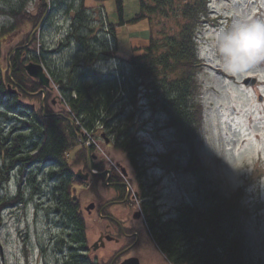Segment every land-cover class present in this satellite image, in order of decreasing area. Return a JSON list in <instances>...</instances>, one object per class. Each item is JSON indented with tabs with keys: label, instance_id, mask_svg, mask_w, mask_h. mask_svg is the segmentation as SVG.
<instances>
[{
	"label": "trees",
	"instance_id": "16d2710c",
	"mask_svg": "<svg viewBox=\"0 0 264 264\" xmlns=\"http://www.w3.org/2000/svg\"><path fill=\"white\" fill-rule=\"evenodd\" d=\"M114 1L121 18L122 1ZM138 2L139 13L133 21L146 20L150 33L139 55L119 58L114 26L105 17L108 27L98 30L93 25L98 19L87 12L81 0L79 9L72 13L65 35L67 43L61 42V47L71 46L72 42L77 47L66 63L53 70L43 53L24 61L22 56L36 42L34 35L28 48L11 57V78L7 58L13 49L3 57L7 41L27 23L32 25V30L36 28L49 6L41 3L36 14L25 12L23 6H10L2 12L12 24L9 27L0 25V224L6 209L23 203L20 180L13 196H1L11 172L18 170L22 177L33 166L48 167L47 172H42L45 173V176L42 174L43 182L53 185L54 216L60 219L63 231L67 232V240L62 238L56 244L58 252L68 251L61 264H96L85 257L87 226L72 190V183H82L76 180L72 167L87 168V152L72 132L66 120L69 118L78 123L79 126L75 125L77 133L82 130L86 134L104 133L113 149L125 155L142 193L144 226L170 264H253L240 222L242 189L238 190L239 195L221 196L205 181V171L195 149L203 120L199 100L201 85L197 76L205 66L197 52V32L200 27L214 22L210 0ZM101 32L102 37H99ZM108 36L114 38V50L109 47ZM26 42L27 38L15 48ZM112 59H117L118 66L108 73L92 68L100 61ZM30 62L42 65L49 74L60 96V114L54 116L55 113L45 107L44 116L39 105L36 109L29 106L24 111V105L17 99L19 96L7 95L6 85L10 79L27 93L41 90L38 81L25 73V65ZM45 92L49 99L52 92ZM22 96L42 98L41 93L35 96L23 93ZM141 108L165 116L178 145L185 151V170L198 176L196 199L181 207L175 217L164 216L154 203L147 201L148 194L142 182L146 171L144 149L136 136L140 128L135 122ZM6 124H10L7 131ZM71 152L74 153L69 163L66 156ZM105 167L92 163V169L102 171ZM31 176L29 181L34 183L36 175ZM92 179L95 184L102 178L93 176Z\"/></svg>",
	"mask_w": 264,
	"mask_h": 264
},
{
	"label": "rangeland",
	"instance_id": "374dc122",
	"mask_svg": "<svg viewBox=\"0 0 264 264\" xmlns=\"http://www.w3.org/2000/svg\"><path fill=\"white\" fill-rule=\"evenodd\" d=\"M44 1L49 6L48 11L35 34L36 42L22 59L28 61L43 53L54 70L64 65L77 50L74 42L64 47L61 42L67 43L65 35L69 31L72 13L79 9L81 0H0V25L11 26L12 20L2 14L10 6H23L25 12L36 14ZM83 1L87 12L98 19L93 22L98 30L104 31L108 27L105 17L114 26L119 58L128 59L141 53L150 33L146 20L133 21L139 13L138 0H121V18L114 0ZM209 5L214 22L200 27L197 32V52L205 66L197 76L201 85L199 100L203 120L195 149L205 171V181L221 196L227 197L242 189L240 222L249 255L253 264H264V0H210ZM32 31V25L27 23L13 33L4 47L3 57L26 38L28 41ZM107 40L110 49L114 50V38L108 36ZM117 66V59H112L100 61L92 68L108 73ZM247 77L256 78V84L244 87L241 82ZM51 88L49 99L43 101L55 102L56 106L49 108L52 113L59 114L62 106L53 82ZM17 99L22 106L31 108L37 107L40 101L23 96ZM22 108L25 111L28 107ZM135 120L140 128L136 136L144 149L146 171L142 182L148 194L147 201L154 203L164 216L175 217L181 207L196 199L198 176L185 170V151L178 145L176 134L168 127L164 115L141 108ZM9 128L10 124H6L5 131ZM99 134L94 135L97 144L94 146L99 147L104 155L94 148L95 154L119 167V171L124 170L130 181L139 186L125 155L113 149L108 137L110 146L104 151L103 146L108 144ZM73 153L66 156L69 163ZM79 170L86 173L87 168L82 165L72 167L74 174ZM47 171L48 167L33 166L22 177L18 170L9 175L1 196H13L20 180L23 203L2 213L0 264H61L68 255L67 249L56 250L59 240H67V232L63 231L60 219L54 216L53 185L43 182L45 173L42 172ZM31 174L36 175L34 183L29 181ZM72 190L84 213L91 257L97 258L98 264H109L124 243L121 239L118 243L100 239L104 224L98 220L96 210L88 214L85 209L90 203L102 204L111 192L102 181L92 184V179L72 183ZM136 225L145 243L139 247L136 256L142 264H163L165 258L148 232L142 230V224Z\"/></svg>",
	"mask_w": 264,
	"mask_h": 264
},
{
	"label": "flooded vegetation",
	"instance_id": "af4514ba",
	"mask_svg": "<svg viewBox=\"0 0 264 264\" xmlns=\"http://www.w3.org/2000/svg\"><path fill=\"white\" fill-rule=\"evenodd\" d=\"M48 91L50 93L52 92L51 89ZM44 105L47 110L49 109L50 111L51 109L49 106H56L55 102H50L49 104L47 101L44 102ZM32 108L36 109L38 107L32 106ZM109 146L110 144L104 145V151H107V147ZM92 163L94 165H104L106 167L102 171L93 169L96 174L90 175L88 180L90 181L93 176L102 178L99 181H102L104 186L108 187L111 193L102 204L95 205L94 203H91L93 205L92 209L86 210V208L85 210L88 214H90L91 211L96 210L98 220L104 224V231L100 234V239L103 241L106 239L108 242L113 241V243H118L120 241L119 239H121L124 243L121 246L122 248L114 254L112 258L113 260L112 262L110 261V263L122 264L125 261L134 258L138 260L139 264H142L139 257L136 256L139 247L145 245L142 238L143 234L141 230L137 228L138 226L136 224H142V230L144 228V230L147 231L143 223L144 212L141 207V204L143 203V200L140 199L142 194L141 190L139 186L134 185L133 181H130L131 178L124 170L120 169L119 171V167L107 163L102 155L94 154V157L91 160V167ZM103 172L104 174H101ZM132 224H134V226ZM96 246L97 244L94 245L93 250H95ZM85 252V257L88 261L98 264L99 261L97 258L91 257L89 246H86ZM152 264L156 263L152 262ZM163 264L170 263L164 259Z\"/></svg>",
	"mask_w": 264,
	"mask_h": 264
},
{
	"label": "water",
	"instance_id": "95a60500",
	"mask_svg": "<svg viewBox=\"0 0 264 264\" xmlns=\"http://www.w3.org/2000/svg\"><path fill=\"white\" fill-rule=\"evenodd\" d=\"M45 4L47 5V3L45 2ZM41 24L42 22H40V24L32 31V33L30 34L29 38H28V41L27 43L22 46V47H17L15 48L12 53L10 54L7 62H8V66H9V77L11 76V65H10V59L11 57L14 55L15 52L21 50V49H24L26 47H28L31 43V40H32V37L35 35V33L39 30V28L41 27ZM25 72L27 74L28 77H30L31 79H34V80H37L40 87L42 88L40 93H42V101H41V106H42V109H43V115L45 116V109H44V105H43V100L45 98V91L44 89H52L51 88V80L50 78L47 76V74L45 73V71L43 70L42 66L38 65V64H34V63H31V64H28L25 66ZM13 85H16L13 81H11ZM256 83V79L253 78V77H248V78H245L243 81H242V84L245 86V87H252L254 86ZM19 88L23 93L27 94L28 96H35L37 94H30V93H27L24 91L23 88L21 87H17ZM6 93L7 95H14L17 93V90L16 89H12V86L11 84H8L7 87H6ZM68 121V123L70 124L71 126V129H72V132L76 135V137L80 140V143L82 145V147L86 150L87 152V160H88V171L86 173H82L81 170L77 171L76 174H75V178L81 182H87L88 179H89V176L90 175H95L96 173L93 172L92 168H91V165H90V158L92 156V158L94 157L93 155H91L90 153V150L88 147H86L83 142H82V134L80 133H77L76 130H75V126H74V122L72 119H66ZM101 138L104 140L105 144H108V139L106 137L105 134H101ZM101 174H104L101 173ZM93 205L92 204H89L87 209L86 210H89V209H92ZM122 264H139L138 260L137 259H129L127 261H125L124 263Z\"/></svg>",
	"mask_w": 264,
	"mask_h": 264
},
{
	"label": "built area",
	"instance_id": "2783aa9c",
	"mask_svg": "<svg viewBox=\"0 0 264 264\" xmlns=\"http://www.w3.org/2000/svg\"><path fill=\"white\" fill-rule=\"evenodd\" d=\"M87 137H88V138H87V143H88V144L92 143V142H93V141H92V138H91L88 134H87Z\"/></svg>",
	"mask_w": 264,
	"mask_h": 264
}]
</instances>
